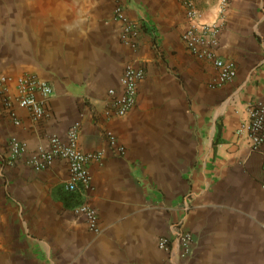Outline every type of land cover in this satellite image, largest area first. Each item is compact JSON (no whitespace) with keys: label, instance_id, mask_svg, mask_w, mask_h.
<instances>
[{"label":"crops","instance_id":"0c3cea01","mask_svg":"<svg viewBox=\"0 0 264 264\" xmlns=\"http://www.w3.org/2000/svg\"><path fill=\"white\" fill-rule=\"evenodd\" d=\"M193 1L200 21L217 17L220 0ZM116 3L143 20L136 47L121 40ZM223 20L216 53L237 73L215 86L212 62L181 40L179 0H0V74L52 87L37 121L15 104V124L0 102V264H264L263 162L238 134L247 106L264 98V0H230ZM129 63L145 70L136 102L107 116ZM74 122L79 148L102 151L84 194L98 232L74 211L81 200L66 199L64 160L27 164ZM11 138L26 150L9 164ZM177 225L193 244L173 263L157 243Z\"/></svg>","mask_w":264,"mask_h":264},{"label":"built area","instance_id":"2783aa9c","mask_svg":"<svg viewBox=\"0 0 264 264\" xmlns=\"http://www.w3.org/2000/svg\"><path fill=\"white\" fill-rule=\"evenodd\" d=\"M184 8L186 26L181 33V40L186 49L198 59L212 62L217 70L213 85L221 86L231 81L237 73L234 61L223 59L216 53L219 47V35L223 28V16L230 0H220L217 17L211 22L199 20L200 12L193 0H179ZM115 19L121 22V40L136 47L139 35L143 30L142 19H131L125 14L121 3H116L113 10ZM145 77V70L141 66L129 63L125 66L119 81V89L108 90L110 100L105 111L107 116H125L134 106L138 85ZM13 86L12 93L10 92ZM52 94L50 84L35 75L20 73L17 75L0 74V102L15 124L20 119L15 114L14 105L26 109L32 120L37 121L47 115L45 103ZM238 134L247 142L250 149L260 153L264 168V98L247 106V116L238 129ZM111 146L117 147L122 153L124 147L117 144V139L111 131H106ZM79 124L74 122L66 132L65 138L57 135L49 137L46 145L32 153L27 158V164L35 170L48 167L53 160H64L68 168V180L64 183L65 191L75 193L80 202L74 211L84 216L87 225L93 232L99 231L98 214L84 198V194L91 188V175L88 164L99 161L102 151L82 150L78 146ZM8 163L12 164L26 150V143L16 138L9 140ZM192 233L180 225L174 227L173 232L158 240V247L166 250L170 262H177L190 254L192 250Z\"/></svg>","mask_w":264,"mask_h":264},{"label":"trees","instance_id":"16d2710c","mask_svg":"<svg viewBox=\"0 0 264 264\" xmlns=\"http://www.w3.org/2000/svg\"><path fill=\"white\" fill-rule=\"evenodd\" d=\"M67 201L71 199H75L76 202L80 199L79 196L75 193H69L68 196H66Z\"/></svg>","mask_w":264,"mask_h":264}]
</instances>
